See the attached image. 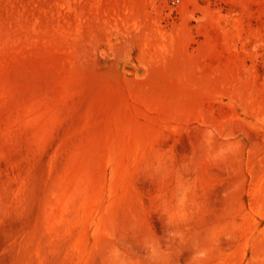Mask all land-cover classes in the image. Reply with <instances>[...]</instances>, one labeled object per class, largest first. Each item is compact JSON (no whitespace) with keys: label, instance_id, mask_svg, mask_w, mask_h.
Returning a JSON list of instances; mask_svg holds the SVG:
<instances>
[{"label":"rangeland","instance_id":"rangeland-1","mask_svg":"<svg viewBox=\"0 0 264 264\" xmlns=\"http://www.w3.org/2000/svg\"><path fill=\"white\" fill-rule=\"evenodd\" d=\"M0 264H264V0H0Z\"/></svg>","mask_w":264,"mask_h":264},{"label":"built area","instance_id":"built-area-1","mask_svg":"<svg viewBox=\"0 0 264 264\" xmlns=\"http://www.w3.org/2000/svg\"><path fill=\"white\" fill-rule=\"evenodd\" d=\"M178 0H172V4L175 5Z\"/></svg>","mask_w":264,"mask_h":264},{"label":"bare ground","instance_id":"bare-ground-1","mask_svg":"<svg viewBox=\"0 0 264 264\" xmlns=\"http://www.w3.org/2000/svg\"><path fill=\"white\" fill-rule=\"evenodd\" d=\"M128 67V66H127ZM136 68V67H135Z\"/></svg>","mask_w":264,"mask_h":264}]
</instances>
